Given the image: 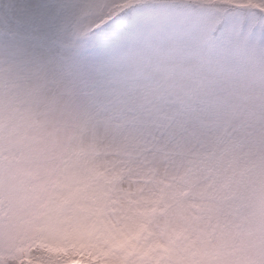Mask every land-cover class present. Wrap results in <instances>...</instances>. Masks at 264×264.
Returning <instances> with one entry per match:
<instances>
[{"label":"snow or ice","instance_id":"snow-or-ice-1","mask_svg":"<svg viewBox=\"0 0 264 264\" xmlns=\"http://www.w3.org/2000/svg\"><path fill=\"white\" fill-rule=\"evenodd\" d=\"M0 264H264V0H0Z\"/></svg>","mask_w":264,"mask_h":264}]
</instances>
